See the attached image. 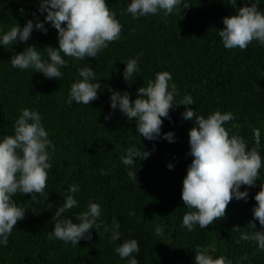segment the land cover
Returning a JSON list of instances; mask_svg holds the SVG:
<instances>
[{"label": "trees", "instance_id": "16d2710c", "mask_svg": "<svg viewBox=\"0 0 264 264\" xmlns=\"http://www.w3.org/2000/svg\"><path fill=\"white\" fill-rule=\"evenodd\" d=\"M38 2L0 0V30L7 31L17 24L23 27L36 18L43 21L46 13H39ZM107 2L122 25L120 38L97 57H63L68 66L60 69V80L46 78L31 68L20 70L9 65L12 55L27 45L37 47L47 59L44 48L58 47L57 30L50 23L45 24L46 34L34 30L27 42L0 46V136L13 133L19 109L27 107L39 111L56 149L49 161L44 192L35 198L21 193L13 197L25 210V217L17 221L8 245L0 246V264H126L114 248L129 238L139 241V264H194L197 246L208 248L214 257L230 259L232 264H264V250L251 239L237 242L239 233L232 231L236 225L249 234L262 230L253 218L252 208L257 203L254 196L264 183V167L254 187L241 186V191L249 192L247 201L233 198L224 217L206 229L195 226L188 232L181 227L184 214L190 211L181 192L193 159L188 153L189 130L194 124L182 119L186 106L177 105L170 109V118L162 117L161 135L174 132L172 143L140 137L135 120H128L119 109L105 119L113 113L112 91H128L134 100L139 87L146 86L157 72L167 71L172 76L169 83L177 86V102L191 94L195 104L187 107L197 115L232 113L234 119L224 126L230 135L243 136L249 148L254 145L253 129L259 128L264 157V46L253 41L244 50L226 49L218 36L224 28L223 18L236 15L245 0H237L235 7L228 0H185L189 7L174 14L165 16L160 12L138 20L122 14L128 0ZM258 6L264 9V0H258ZM138 54H142L139 73L132 81H125L123 62ZM88 63L101 84L98 99L89 105L73 102L69 106L70 86L81 79L78 69ZM133 145L151 153L146 160L137 158L135 162L137 183L129 180L128 169L120 159ZM169 163L174 165L171 170ZM101 170L106 174L102 175ZM70 184L79 185V193L73 194L79 207L64 216L86 210L92 199L101 205V221L111 224L116 217L121 224L120 241L112 242L103 228L99 234L93 229L92 239H81L77 246L49 239L52 217ZM156 225L163 228L161 236L155 235Z\"/></svg>", "mask_w": 264, "mask_h": 264}, {"label": "clouds", "instance_id": "9594fccd", "mask_svg": "<svg viewBox=\"0 0 264 264\" xmlns=\"http://www.w3.org/2000/svg\"><path fill=\"white\" fill-rule=\"evenodd\" d=\"M235 7L237 0H228ZM189 7L185 0H128L122 14H130L133 20L141 17L157 15L163 12L165 16L174 14ZM37 9L45 14L43 21L36 18L28 20L21 27L13 25L9 30H0V46L27 42L34 30L47 33L45 24L50 23L57 30L58 47L44 48L47 59L33 45H27L22 52L15 53L10 59V67L20 70L33 69L46 78L62 79L61 68L68 66L63 57L74 60H84L97 57L111 42L120 38L122 25L116 18V13L108 7L107 0H39ZM224 28L218 31V36L226 49L239 48L244 50L257 41L264 46V9L258 6V0H245L243 7L236 10V15L223 18ZM63 54V56H62ZM142 54L128 58L123 71L125 81H132L134 74L139 73L138 61ZM81 79L75 80L68 94L67 104L89 105L98 99L101 84L96 79V73L90 64L78 69ZM172 76L167 71L157 72L154 79H149L146 86H141L133 100L128 91H112L110 107L113 113L105 116L110 119L116 109L127 117L135 120L136 132L140 137L152 141L162 138L169 143L174 142L172 131L161 135L163 118H170V109L183 105L185 111L182 119L192 121L194 126L189 130V153L193 157L187 167V174L182 182L181 198L186 208L181 227L188 232L195 226L206 229L214 220L225 216L229 202L247 201L249 192L241 191V186L254 187L259 178L260 169L264 167V157L261 155V130L253 129L254 145L249 148L243 136L231 134L225 124L234 119L232 113L215 111L207 116L197 115L191 107L195 100L191 94H185L178 102L176 84L169 83ZM55 145L49 138V133L42 123L38 110L23 107L15 119L13 133L0 136V246H7L9 236L17 221L24 219L25 210L17 204L13 197L17 193L23 195L42 194L46 187L48 171L51 168L50 158L55 152ZM151 153L130 146L120 157L128 169L129 180L137 183V171L134 168L137 158L146 160ZM171 170L174 165L169 163ZM101 174H106L101 170ZM80 191L78 184H70L63 203L52 217L53 228L49 239H59L65 243L77 246L81 239H92V230L98 234L103 228L110 233L112 242L121 240V224L116 217L111 224L100 220L102 208L99 203L89 199L86 210L75 213L71 217L64 214L79 207L73 194ZM257 202L252 208L254 220H258L260 231L251 234L242 231L238 225L232 231L239 233V240H254L260 250H264V183L254 196ZM51 208L52 204H48ZM130 212L129 215H134ZM99 221V222H98ZM255 229V223H252ZM156 236H161L163 228L156 225ZM214 251V249L212 250ZM114 252L126 264H139V241L135 238L124 239L114 248ZM194 264H232L224 256L214 257L206 247L195 248ZM135 254V255H134Z\"/></svg>", "mask_w": 264, "mask_h": 264}]
</instances>
